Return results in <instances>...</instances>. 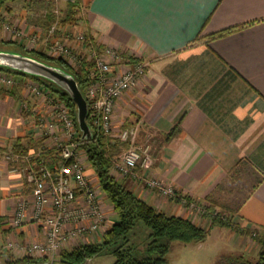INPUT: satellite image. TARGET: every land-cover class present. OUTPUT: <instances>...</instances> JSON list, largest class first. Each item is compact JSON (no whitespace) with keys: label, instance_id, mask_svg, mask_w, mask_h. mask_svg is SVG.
<instances>
[{"label":"crops","instance_id":"0c3cea01","mask_svg":"<svg viewBox=\"0 0 264 264\" xmlns=\"http://www.w3.org/2000/svg\"><path fill=\"white\" fill-rule=\"evenodd\" d=\"M51 1L62 8L77 2ZM79 5L85 10L81 26L100 51L112 48L149 63L138 88L117 100L113 134L140 123V136L151 135L154 155L146 176L172 187L175 195L162 196L143 180L112 170L115 178L155 209L204 228L219 227L182 200H232L236 206L227 210L235 216L234 224L263 239L264 0H79ZM228 29L232 32L210 40ZM25 82L24 77L13 88L0 86V264L8 253L23 257L28 255L25 246L46 240L31 212L21 227L14 226L16 206L31 198L32 189L4 158L16 144L27 153L42 152L40 143L46 140L39 117L32 113L43 107L42 99L28 98ZM24 100L30 111L22 109ZM34 142L40 145L33 148ZM237 181L250 185L248 192L242 188L230 196L226 186ZM92 183L100 190L106 225L80 244L101 242L108 223L118 219L95 177ZM220 229L238 256H259L264 250L249 235ZM8 242L19 249H3Z\"/></svg>","mask_w":264,"mask_h":264},{"label":"built area","instance_id":"2783aa9c","mask_svg":"<svg viewBox=\"0 0 264 264\" xmlns=\"http://www.w3.org/2000/svg\"><path fill=\"white\" fill-rule=\"evenodd\" d=\"M55 33V26H52L32 40L37 43L40 38L45 39L44 46L49 51L71 56V64L72 60H75V46H68L67 41L54 39ZM77 38L78 48L84 46L88 51L87 56L83 57L85 62L89 61L85 91L88 116L98 133L110 136L113 133V115L117 100L127 91L138 88L140 80L146 75L149 63L136 58H126L112 48L100 51L93 40H86L83 36ZM76 63L75 61L72 65L75 66ZM19 78L22 77L0 71V86L13 88ZM24 88L28 98L43 100L45 96H49L52 101L51 91L34 82H25ZM54 104L58 116V121L55 122L47 121L46 116L39 114L38 110L32 111L44 127L42 137L46 139V143L41 147L42 152L21 153L11 148L4 154L10 171L21 175L32 189L31 198L21 199L16 206L14 226L21 227L28 212H31L32 221L45 229L46 240L44 243L32 242L24 249L28 255L46 256L48 264L57 263L63 248L78 246L79 244L71 243L98 235L106 225V214L98 198V189L88 179L85 159L83 160L80 154L85 141L81 139V134L75 132L74 121L65 104L58 100ZM30 108L27 100H24L22 109L30 111ZM139 131L138 124L119 131L118 136L126 143L127 149L114 159L113 171L122 177L143 180L148 188L157 190L162 196H174L172 187L157 178L146 176L145 172L154 164V155L149 144L138 142ZM62 135H68L70 142L55 144L61 161L50 167L47 165L48 160L44 158L48 149L46 144L48 140L57 142ZM185 199L182 200L184 205L200 214L201 207L193 202L188 203ZM3 249L16 251L19 247L13 242H8Z\"/></svg>","mask_w":264,"mask_h":264},{"label":"trees","instance_id":"16d2710c","mask_svg":"<svg viewBox=\"0 0 264 264\" xmlns=\"http://www.w3.org/2000/svg\"><path fill=\"white\" fill-rule=\"evenodd\" d=\"M16 1L18 0H0V13L6 4ZM76 8H79V0L67 4L64 8L66 14L64 22L74 21ZM231 32L232 29H228L214 34L210 37V40L222 37ZM0 50L20 53L49 65L62 68L75 77L85 97L87 66H84L81 71L75 72L64 62L63 58L50 60L44 55L35 52ZM0 71L11 72L22 78L27 77L39 80L46 84L47 87L54 89L59 99L70 108L74 126L78 133L81 134L77 123L76 105L65 91L42 78L22 74L3 67H0ZM87 122L92 128L93 139L89 142L85 141L81 146L85 154L84 161L90 169H92L99 188L111 202L118 219L104 231L101 242L86 243L70 249H63L59 254L56 264H86L94 258L107 255L114 257V262L112 264H168L167 256L172 242L179 241L184 244H198L206 241L209 234L207 228L200 227L188 218L170 216L155 209L138 197L132 190L127 188L123 182L117 180L112 174V169L114 167L113 161L120 153L127 149V145L115 138L98 133L93 128L89 116ZM39 145L37 142H34L33 148H37ZM13 149L21 153H27L29 151L20 144H16ZM53 152V150L47 149L44 154V158L48 160L47 165L50 167L61 161L59 157L56 159L54 158ZM208 201H210V198H208ZM211 210H213V206L206 207V211L208 212L204 214L206 218H210L211 225L220 228H229L241 235H249L254 240L264 245V238H259L257 232L241 229L234 223H231L234 216L229 218L231 222L225 221L220 214H214V211ZM140 224L144 225L149 231V241L146 245L145 253L142 255L135 250L134 246L129 245L130 234ZM228 261L231 262L230 264H264V250L260 252L255 262L247 260L243 256H235L234 258L228 259ZM4 264H48V258L46 256L33 255L15 257L8 253L4 259Z\"/></svg>","mask_w":264,"mask_h":264},{"label":"rangeland","instance_id":"374dc122","mask_svg":"<svg viewBox=\"0 0 264 264\" xmlns=\"http://www.w3.org/2000/svg\"><path fill=\"white\" fill-rule=\"evenodd\" d=\"M64 8L65 7L62 8L56 2L51 0H18L16 2L6 4V6L1 10L0 13V49L19 50L22 52H35L44 55L50 60L63 58L64 62L75 72L81 71L84 66H87L89 69V64H87L89 63V61L85 62V59H83V57L85 58L87 56L88 51L86 47L80 46V48H78L77 45L79 42L77 38L78 36H83L84 38H86V40H92L91 36L88 35L86 29L81 26V24L83 23L82 19L85 15V10L79 5V8H76L75 10L76 13L74 21L64 22V18L66 17ZM52 26H55L56 30V33L53 37L54 39H59L60 42L67 41L68 46H75V60H72V63L75 61L77 62L75 66H73L72 63L70 64L72 59L71 56H65L62 53H58V51H55L53 53L49 51V49L44 46L45 39L40 38L37 43L33 42L32 39L34 37H36L38 34H43L46 29ZM28 81L34 82L44 89H48L51 91L50 97L52 98V101H50L49 96H45V98H43L42 100L43 107L38 110V113L46 116L47 121H58L56 105L54 104V102H57V100H61L59 99L56 91L52 88L47 87L46 84L39 80L26 77V82ZM61 102L64 103L63 101ZM65 106L68 108L69 114L73 119L70 108L66 104ZM136 124L141 127L140 123H135V125ZM75 132L78 131L76 130ZM118 133L117 135H114L112 133V135L108 137L115 138L122 142L118 136ZM138 135L140 136V131ZM77 136L78 135H76V137ZM150 136L151 135L148 134L145 136L141 135L140 137H138V142L141 144H149L151 146V151H153ZM67 137L68 135H62L60 138H58L57 142L48 140L46 146L49 150L54 151L53 156L55 159L59 157L60 154L55 144H65L67 142H70V138ZM41 144L45 145V140L41 141ZM80 154L84 160V152L82 151ZM85 166L87 177L92 182V180L94 179V173L92 169L89 168L86 162ZM115 174H118V172H115ZM237 182L239 183L226 186L232 192L230 196H236V194H238L242 188L245 190L243 192L244 194L248 192L250 185H248L247 183H240V181ZM214 197L217 198L218 194L217 197ZM185 200H187L188 203L193 202L198 204L201 207V212L199 215H202V217H204V214L208 212L206 211V207L208 208L210 206H213V210L211 211H214V214H220L225 221H230L229 218L234 216L230 211L227 210V208L229 210L235 208L236 202L232 200H225L220 198L216 200L215 204L211 202V198L210 201L207 200L204 203H198L196 202V200L192 201L187 197ZM193 212L195 213L197 211L195 210ZM231 223H234V218ZM108 225L111 226L113 225V223H108ZM110 226H108V228ZM206 228L209 230V234L206 241H204L203 243L184 244L179 241L172 242L170 251L167 256L168 264H230L231 262L228 261V259L238 256L239 252H237V250L233 248L234 245L231 244V241L227 237L223 236L225 231L220 229V227L213 229L209 227ZM148 236V229L144 225L140 224L130 234L129 245L134 246L135 250L138 251L140 255H142L145 253L146 245L149 241ZM80 243H82L81 239L77 244ZM244 255L247 260L253 262L257 261L258 259V255L253 256V254L247 253H245ZM113 262L114 257L111 255H107L94 258L86 264H112Z\"/></svg>","mask_w":264,"mask_h":264},{"label":"water","instance_id":"95a60500","mask_svg":"<svg viewBox=\"0 0 264 264\" xmlns=\"http://www.w3.org/2000/svg\"><path fill=\"white\" fill-rule=\"evenodd\" d=\"M0 67L42 78L65 91L76 105L77 123L81 139L88 142L93 139L92 128L87 122L88 102L71 73L33 57L3 50H0Z\"/></svg>","mask_w":264,"mask_h":264}]
</instances>
